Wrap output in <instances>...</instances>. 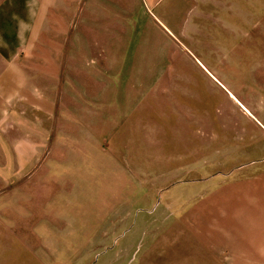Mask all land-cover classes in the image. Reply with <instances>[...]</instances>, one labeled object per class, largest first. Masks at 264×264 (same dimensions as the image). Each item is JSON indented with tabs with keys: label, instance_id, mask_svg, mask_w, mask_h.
Listing matches in <instances>:
<instances>
[{
	"label": "crops",
	"instance_id": "0c3cea01",
	"mask_svg": "<svg viewBox=\"0 0 264 264\" xmlns=\"http://www.w3.org/2000/svg\"><path fill=\"white\" fill-rule=\"evenodd\" d=\"M75 1L62 8L72 22L62 25L60 67L30 62L27 82L13 84L14 97H30L32 121L0 154V184L11 182L13 193L0 202L13 215L0 263L74 264L116 237L129 219L122 209L147 206L210 149V111L191 79L171 69L170 33L182 31L188 1L206 69L243 86L239 100L257 127V141L243 137V147L260 152L208 175H220L225 201L237 204L236 220H227L236 254L264 255V0Z\"/></svg>",
	"mask_w": 264,
	"mask_h": 264
},
{
	"label": "rangeland",
	"instance_id": "374dc122",
	"mask_svg": "<svg viewBox=\"0 0 264 264\" xmlns=\"http://www.w3.org/2000/svg\"><path fill=\"white\" fill-rule=\"evenodd\" d=\"M12 5H17L16 0L0 1L4 35H0V154L12 151L13 136L27 134L32 121L24 112L30 97L24 91L14 97L13 84L22 88L27 82L24 77L30 62H48L53 72L60 67L62 25L72 22L70 15H62V8L75 9L76 1L20 0L17 9ZM195 8L194 1L183 8L182 31L170 33L169 55L171 69L185 81L191 79L203 97L200 101L204 99L210 111L211 147L193 166L187 161V170L182 169L175 183L154 192L147 206L122 209L129 219L125 224L117 223L115 231L114 226L109 229L116 237L100 240L74 264H264V255L236 254L235 235L227 230V220H236L237 204L231 198L225 201L227 185L221 184L220 175H208L260 152L251 145L243 147L257 141V127L241 103L243 86L237 80L216 79L206 69L210 65L206 64L203 30L197 34L189 31ZM55 63L57 66L52 65ZM3 73L9 78L20 73L24 79L19 84L18 80L3 78ZM243 137L248 142H243ZM7 184H0V202L3 194L10 200L13 197L11 182ZM12 217L10 210H0V234L12 232Z\"/></svg>",
	"mask_w": 264,
	"mask_h": 264
}]
</instances>
